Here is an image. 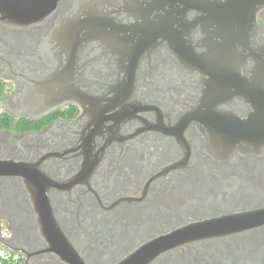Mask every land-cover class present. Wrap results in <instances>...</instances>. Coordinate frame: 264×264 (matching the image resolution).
<instances>
[{
  "label": "flooded vegetation",
  "instance_id": "flooded-vegetation-1",
  "mask_svg": "<svg viewBox=\"0 0 264 264\" xmlns=\"http://www.w3.org/2000/svg\"><path fill=\"white\" fill-rule=\"evenodd\" d=\"M64 17L101 43L59 53ZM241 121L264 138V0H57L34 26L0 20L2 245L24 264H120L264 208V144L233 151ZM147 264H264V224Z\"/></svg>",
  "mask_w": 264,
  "mask_h": 264
},
{
  "label": "water",
  "instance_id": "water-1",
  "mask_svg": "<svg viewBox=\"0 0 264 264\" xmlns=\"http://www.w3.org/2000/svg\"><path fill=\"white\" fill-rule=\"evenodd\" d=\"M56 2L57 0H0V20L10 26L28 28L44 21ZM86 23V20H74L73 18L64 17L55 25V31L50 35L48 42L51 43L54 38L57 41L54 42L62 46L59 50L61 54L69 50L68 45L70 44H100L99 35L93 31H90V34L86 32L84 29ZM123 86L125 88L126 84H123ZM122 92L124 95L126 90L123 89ZM122 99L123 101L127 100L125 97ZM248 126L249 124L243 121L235 124L230 140L233 151L238 150L246 153L257 149L260 140L264 144L262 132L261 138H259V129L252 130ZM15 174L20 175L19 173ZM41 207L45 208L47 205L41 204ZM263 224L264 208L189 222L145 243L120 264H147L159 254L174 248L236 234ZM49 226L51 228L52 225ZM0 244H2L1 241ZM66 255L70 258L71 264L77 262L76 260L73 261L69 254Z\"/></svg>",
  "mask_w": 264,
  "mask_h": 264
},
{
  "label": "built area",
  "instance_id": "built-area-1",
  "mask_svg": "<svg viewBox=\"0 0 264 264\" xmlns=\"http://www.w3.org/2000/svg\"><path fill=\"white\" fill-rule=\"evenodd\" d=\"M0 264H24L20 253L0 244Z\"/></svg>",
  "mask_w": 264,
  "mask_h": 264
}]
</instances>
